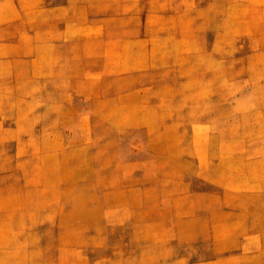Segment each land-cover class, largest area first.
Segmentation results:
<instances>
[{
  "label": "rangeland",
  "instance_id": "374dc122",
  "mask_svg": "<svg viewBox=\"0 0 264 264\" xmlns=\"http://www.w3.org/2000/svg\"><path fill=\"white\" fill-rule=\"evenodd\" d=\"M0 264H264V0H0Z\"/></svg>",
  "mask_w": 264,
  "mask_h": 264
}]
</instances>
